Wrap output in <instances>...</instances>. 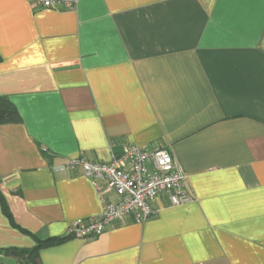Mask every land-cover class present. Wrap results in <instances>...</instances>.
<instances>
[{
	"label": "crops",
	"instance_id": "obj_1",
	"mask_svg": "<svg viewBox=\"0 0 264 264\" xmlns=\"http://www.w3.org/2000/svg\"><path fill=\"white\" fill-rule=\"evenodd\" d=\"M0 249L67 237L114 194L73 159L163 147L188 203L39 251V264H264V0H0ZM7 260V258H6Z\"/></svg>",
	"mask_w": 264,
	"mask_h": 264
},
{
	"label": "built area",
	"instance_id": "obj_2",
	"mask_svg": "<svg viewBox=\"0 0 264 264\" xmlns=\"http://www.w3.org/2000/svg\"><path fill=\"white\" fill-rule=\"evenodd\" d=\"M31 1L45 9L74 10L81 0ZM79 167L92 180L98 194L103 191L114 194L117 200L105 201L99 216L74 222L67 232L69 238H97L108 226L128 218L143 224L158 216L159 210L154 203L163 196H167L171 206L192 200L185 190V172L163 147L128 145L119 155L113 154L109 163L73 159L62 169Z\"/></svg>",
	"mask_w": 264,
	"mask_h": 264
},
{
	"label": "trees",
	"instance_id": "obj_3",
	"mask_svg": "<svg viewBox=\"0 0 264 264\" xmlns=\"http://www.w3.org/2000/svg\"><path fill=\"white\" fill-rule=\"evenodd\" d=\"M1 61V57H0ZM20 121L19 114L16 108L11 102L0 96V125L18 123ZM0 202L3 208V213L10 220L11 224L15 226L12 216L6 207L3 197L0 195ZM69 237H63L59 239H52L48 241L39 242L34 248L23 249V248H7L0 249V264H39V251L43 248L49 247L55 243H61ZM6 258L8 260H6ZM9 258H13L16 261L8 262Z\"/></svg>",
	"mask_w": 264,
	"mask_h": 264
},
{
	"label": "rangeland",
	"instance_id": "obj_4",
	"mask_svg": "<svg viewBox=\"0 0 264 264\" xmlns=\"http://www.w3.org/2000/svg\"><path fill=\"white\" fill-rule=\"evenodd\" d=\"M8 260V259H7ZM14 261H16L15 259H13V258H9V261L8 262H14Z\"/></svg>",
	"mask_w": 264,
	"mask_h": 264
}]
</instances>
